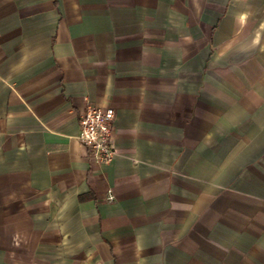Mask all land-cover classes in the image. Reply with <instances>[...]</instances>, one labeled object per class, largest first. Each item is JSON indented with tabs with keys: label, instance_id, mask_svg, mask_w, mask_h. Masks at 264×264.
I'll use <instances>...</instances> for the list:
<instances>
[{
	"label": "crops",
	"instance_id": "1",
	"mask_svg": "<svg viewBox=\"0 0 264 264\" xmlns=\"http://www.w3.org/2000/svg\"><path fill=\"white\" fill-rule=\"evenodd\" d=\"M0 264H264V0H0Z\"/></svg>",
	"mask_w": 264,
	"mask_h": 264
},
{
	"label": "built area",
	"instance_id": "2",
	"mask_svg": "<svg viewBox=\"0 0 264 264\" xmlns=\"http://www.w3.org/2000/svg\"><path fill=\"white\" fill-rule=\"evenodd\" d=\"M114 118L115 113L111 108L88 106L79 119L78 140L87 149L94 164L108 165L112 161Z\"/></svg>",
	"mask_w": 264,
	"mask_h": 264
}]
</instances>
